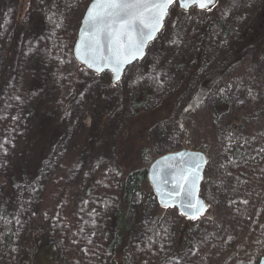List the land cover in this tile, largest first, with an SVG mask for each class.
<instances>
[{
  "label": "trees",
  "instance_id": "trees-1",
  "mask_svg": "<svg viewBox=\"0 0 264 264\" xmlns=\"http://www.w3.org/2000/svg\"><path fill=\"white\" fill-rule=\"evenodd\" d=\"M21 1L12 0L7 16L8 28L0 30V163L15 161L13 165L16 164L12 171L0 170V192L7 185L9 196L21 207L18 215L12 217L7 232L0 234L5 253L25 226L26 217L31 215L34 221L41 220L43 224V243L34 251L33 264H171L184 257L193 262L208 263L215 246L207 239L210 237L213 242L217 238L216 228L209 229L208 237L199 229L207 225L205 220L209 217V221L214 222L213 206L208 202L203 215L190 219L176 208L160 205L148 181V169L159 157L151 134L158 123L178 124L184 137L191 138L187 146L208 155L212 126L206 122L202 127L204 140L194 143L192 137L196 134L199 114L196 122L191 118L211 95L218 103L217 115L229 114L232 102L225 92L234 83L232 73L240 70L251 54L252 65L264 57V5L247 20L239 36L224 45L225 53L214 69L201 79L178 120L175 119L178 101L187 91L194 74L207 64L205 40L192 59L189 71L175 89L156 104L149 106L155 86H161V81L157 80L148 79L134 96L123 97L122 105L131 106L133 112L115 136L112 134L110 148L114 164L101 165L92 161L80 171L77 165L78 170L72 176L75 180L81 177L84 184L79 214L74 219L71 217L69 179L58 185L57 181L43 177L48 169L52 173L50 163L53 161L46 159L55 150L56 133L68 125L70 109L80 93L83 74L68 66V62H74L75 37L68 46H63L57 38L59 34L55 33L52 26L55 23L50 17L57 0H43L37 9L32 5V11L30 8L23 16L19 13ZM36 54L41 57V70L36 78H29L25 75V70L29 69L26 62H31ZM184 67V62L179 65L181 71ZM169 68L170 64L161 62L159 74L167 73ZM48 89L55 90V99H50L44 107V114L48 112L54 116L53 121L46 123L44 128L29 130L36 96ZM246 118L260 120L259 125L255 129L244 128ZM110 120L111 116L95 125L86 149L99 154ZM13 129L21 133L13 132ZM218 132L221 136L219 145L226 157L234 159L224 161L219 179L234 176L240 186L247 183L251 187L250 193L260 192L259 213L264 215V109L233 117ZM235 160H246L245 165L236 166L233 169L235 175L229 176L232 164L242 162ZM226 167L229 168L224 173ZM207 179L210 180V176ZM233 194L236 203L243 205L248 200L247 195L238 191ZM263 255L264 232H258L246 235L230 249L222 264H259Z\"/></svg>",
  "mask_w": 264,
  "mask_h": 264
},
{
  "label": "rangeland",
  "instance_id": "rangeland-1",
  "mask_svg": "<svg viewBox=\"0 0 264 264\" xmlns=\"http://www.w3.org/2000/svg\"><path fill=\"white\" fill-rule=\"evenodd\" d=\"M11 3L12 0H0L1 31L8 28L7 16ZM42 3L43 0H22L21 5H19V13L23 16L29 13L30 8L32 11V5L37 9ZM89 3L87 0H57L56 7L52 6L50 17L55 23L52 26L55 33L59 34L57 38L63 46L70 45L71 39L74 37L76 39L81 19ZM263 5L264 0H218L217 7L211 11H199L197 8H193L189 12H184L178 5H175L166 20L164 30L159 34L157 40L150 45L147 57L144 61L136 63L127 70L123 80L118 85L120 86L119 89L112 85V75L109 72L99 76L90 73L93 77L89 78V72L79 66L75 60L72 64L68 62L71 70L83 74L81 75L83 77L82 84L79 89L80 93L77 94L78 97L70 109L68 125L63 126L56 133L55 150L46 159V161H53L50 163L53 165L52 173L48 169L46 171L48 173L44 175L43 179L51 182L57 181L58 185L67 183L69 179L72 218L78 217L81 189L84 186L81 177L78 180L72 177L78 170L76 169L77 165L80 171L92 161L99 162L101 165L114 164L110 148L111 140L119 131L122 123L133 112L131 106L122 105L123 97L134 96L144 88L148 79L154 82L157 80L161 81V86H155L149 106L156 104L163 96L173 91L181 77L189 71L192 59L200 49L202 41L205 40L207 64L194 74L187 91L178 101L175 118L178 120L184 105L195 94L201 79L214 69L225 53L224 45L239 36L247 20L256 14ZM226 31L228 32L226 33ZM38 55H34L31 62H26L29 69L25 70V75L29 78H36L37 73L41 70L42 62ZM252 58L251 54L240 67V70L236 69V72L234 71L231 75L235 77L234 83L225 92L231 97L232 102L229 114L217 115L218 103L211 95L202 105L200 111L191 118L192 121L196 122L199 114L196 134L192 137L194 143L204 140L202 127L206 122L212 126L210 129L212 144L207 155L209 165L205 171L201 196L207 201V205L209 202L213 206L215 220L210 222V217L206 219L207 225L199 229V232H204L208 237L210 235L209 229L216 228L217 238L213 242L210 237L207 239V242L215 246L214 254L212 260L203 264H222L226 253L242 241L246 235L264 232V215L259 213L262 194L260 192L250 193L249 188L251 187L247 183L246 185L241 183L240 186L234 176H223L222 179H219V174L224 168V161H234L231 157H226L223 147L219 145L221 137L218 134L219 128H222L233 117H240L244 114L251 115L260 109H264V57L255 65H252ZM164 61L170 64V68L167 73L159 74L158 66ZM183 62L185 67L181 71L179 65ZM85 73L86 76H84ZM153 73L154 75L151 76ZM156 85L159 86V84ZM54 93L55 90L48 89L39 92L36 96L37 102L34 103L35 105L31 110L29 130L37 127L44 128L46 123L53 121L54 116H50L48 112L44 114V107L50 99H55ZM37 107L38 109H36ZM110 116L112 120H110L107 133L100 143L101 148L97 155L91 149H86L88 139L95 125L101 120H108ZM259 122L260 120L256 118H246L243 125L244 128L255 129ZM175 125L171 126L161 122L154 127L151 139L156 145L159 157L170 151L176 152L185 148L194 150L187 146L191 138H185L183 132H180L178 124ZM13 132L21 133L16 129H13ZM245 161L232 164L229 176L235 175L233 169L236 166L239 168V166L245 165ZM14 162L9 161L6 164L1 161L0 170L3 172L12 171L13 168H16V164L13 165ZM228 168L226 167L223 172L226 173ZM69 173L70 176L68 177ZM207 176H210V180L207 179ZM233 191L247 195L246 203H242L243 205L236 203ZM20 208L18 201L9 196L8 186H4L0 192V234L7 232L11 226L12 217L18 215ZM258 215L260 216L259 219L257 218ZM42 243V221H34L33 217L29 215L26 217L25 226L6 253L5 245L0 240V264H33L34 251H37ZM164 251L163 248L162 252ZM171 264L201 263L193 262L184 257L175 259Z\"/></svg>",
  "mask_w": 264,
  "mask_h": 264
},
{
  "label": "snow or ice",
  "instance_id": "snow-or-ice-1",
  "mask_svg": "<svg viewBox=\"0 0 264 264\" xmlns=\"http://www.w3.org/2000/svg\"><path fill=\"white\" fill-rule=\"evenodd\" d=\"M174 3L176 0H94L85 20L92 31L87 34V41H82L87 58H81L89 66L102 63L109 67L119 81L122 65L142 53L145 43L162 28L168 9ZM213 3L215 0H180L184 8L194 5L207 9ZM105 47L107 55L103 54ZM190 168L180 176L175 196H180L181 192L185 198L194 196L199 165L193 164ZM187 184H191L192 189H187ZM185 207L192 218L205 211V205L199 200L188 199Z\"/></svg>",
  "mask_w": 264,
  "mask_h": 264
},
{
  "label": "water",
  "instance_id": "water-1",
  "mask_svg": "<svg viewBox=\"0 0 264 264\" xmlns=\"http://www.w3.org/2000/svg\"><path fill=\"white\" fill-rule=\"evenodd\" d=\"M93 2L94 0L89 3L81 19L77 37L72 46V55L75 62L91 74L99 76L105 72H109L112 75L113 86H117L121 83L125 73L130 67L145 60L148 55V49L150 45L157 40L159 34L164 30L166 20L170 14L171 9L175 5H178L184 12H189L193 8H197V10L199 11H211L218 5V0H215V3L209 5L207 9H200L199 7L194 5H190L188 8H184L180 6V0H176V3L169 7L168 14L164 18L162 28L159 31L155 32L153 38L145 43L142 53L138 57L130 59L127 63L122 65L120 73L121 78L119 81H117L115 79V74L109 67L105 66L102 63H97L89 66V64L85 63L84 59L81 58L82 56H84L85 59L87 58L85 56V48L82 41L86 42L87 34L92 31L89 24L85 23V20L87 18L88 9L91 7ZM103 54H108L106 47ZM97 68H100L101 70L97 71ZM208 162L209 161L206 153H204L203 151L191 150L188 148L176 152L164 153L156 160H154L148 169V181L160 205L168 208H176L184 217L190 219H196L204 214L207 209V201L201 196V187L205 179V171L208 166ZM193 164L199 165L198 177L194 185V196L185 198L183 192H181L180 196H175V192L177 191V184L180 182V176L184 174L186 170L190 171V166ZM189 179H191V177ZM185 187L187 189H192L193 186L191 184H187L185 185ZM188 199H192L193 201H201L203 205H205V211L200 213L195 218H192V213L188 212L187 208L185 207V205L188 203ZM259 264H264V255L262 256Z\"/></svg>",
  "mask_w": 264,
  "mask_h": 264
}]
</instances>
